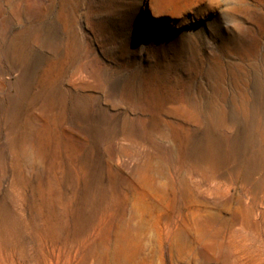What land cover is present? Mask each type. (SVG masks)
Segmentation results:
<instances>
[{"label": "rangeland", "instance_id": "rangeland-1", "mask_svg": "<svg viewBox=\"0 0 264 264\" xmlns=\"http://www.w3.org/2000/svg\"><path fill=\"white\" fill-rule=\"evenodd\" d=\"M0 264H264V0H0Z\"/></svg>", "mask_w": 264, "mask_h": 264}]
</instances>
